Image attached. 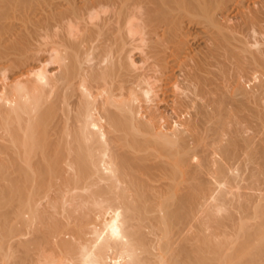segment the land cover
<instances>
[{
  "label": "bare ground",
  "instance_id": "obj_1",
  "mask_svg": "<svg viewBox=\"0 0 264 264\" xmlns=\"http://www.w3.org/2000/svg\"><path fill=\"white\" fill-rule=\"evenodd\" d=\"M0 264H264V0H0Z\"/></svg>",
  "mask_w": 264,
  "mask_h": 264
},
{
  "label": "rangeland",
  "instance_id": "obj_2",
  "mask_svg": "<svg viewBox=\"0 0 264 264\" xmlns=\"http://www.w3.org/2000/svg\"><path fill=\"white\" fill-rule=\"evenodd\" d=\"M163 112V111H162ZM168 113V114H167ZM163 115L170 116V112H165ZM169 123V119H167V124Z\"/></svg>",
  "mask_w": 264,
  "mask_h": 264
}]
</instances>
